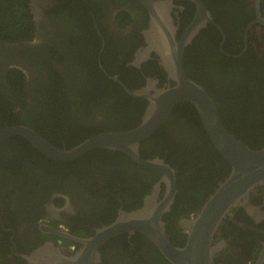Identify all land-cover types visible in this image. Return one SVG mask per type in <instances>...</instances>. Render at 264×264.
I'll use <instances>...</instances> for the list:
<instances>
[{
    "label": "flooded vegetation",
    "instance_id": "af4514ba",
    "mask_svg": "<svg viewBox=\"0 0 264 264\" xmlns=\"http://www.w3.org/2000/svg\"><path fill=\"white\" fill-rule=\"evenodd\" d=\"M29 1L32 18L36 24V33L31 39V45L45 44L46 39L42 33L46 25L55 26L56 29L50 26L51 34L63 41L67 29L58 26V23H55V18L52 20L45 14V11L51 7V2L60 5L58 0ZM76 1L80 3L87 0ZM200 1L212 19V23H206L205 26L201 27L186 46L184 50V67L187 75L202 85L208 93L206 86L194 78L206 80L208 83L219 78L238 80L242 76L244 64H253L257 59L264 60V0ZM101 2L104 3V8L102 5L103 10L100 12L99 17L103 20L101 21L103 26L98 29L99 36L102 35L100 30H103L107 34L122 35L124 37L133 33V26L137 29L140 28L141 43L132 52L131 59L123 64V70L120 73L111 74L109 72L111 67L109 66L108 71H103L104 75L114 82L120 92L127 94L128 100L123 99L126 103H132L134 107L142 109V102L145 99L135 97L131 92L147 86L163 87L164 83L168 81V76L159 63V57L155 54H151L149 58L142 60L139 65L136 63L131 64L135 60L137 51L145 46L142 31L149 26L148 12L139 1L146 11V18L143 12L141 13V8L133 0H101ZM172 4L174 6L170 16L176 31L175 37L179 39L194 19L196 4L191 0H175ZM122 11L130 15L132 25L123 27L119 23L117 18ZM64 16L66 15L64 14ZM102 50L100 49V52ZM11 52L13 54V49ZM253 53H257L256 56H253ZM14 56L17 59H13V56H7L5 58L0 57V60L7 61L8 57L11 58L7 68H10L17 61L20 70L24 72L27 79H32L34 74L29 69L30 61L25 59L22 53ZM98 64L103 68L101 62H98ZM123 65H115L114 70L121 68ZM126 67L129 70H125ZM221 67L225 70L223 71ZM228 68L231 69V75H234L233 78L227 76ZM218 89H221V87L216 86L215 93L228 92L227 88H222L219 92ZM149 93H152V91ZM221 98L219 96L218 103H222L224 109H226L228 103L226 104V101ZM213 101L216 105V101L214 99ZM84 102L88 103V100L84 99ZM77 107L80 108V103ZM146 107L147 103L142 117ZM233 107L237 108L238 103H235ZM216 108L218 110L217 105ZM173 110L163 124L172 119ZM77 111L86 121L100 123L108 114V112L102 110L92 114L87 111L86 107ZM78 112L76 113L78 114ZM218 113L220 116L219 110ZM221 120L223 122L222 118ZM86 128L83 126L81 130L77 129L75 132L72 129L70 133H66V137L61 133V143L56 146L72 147L75 145L74 143H80V139L83 140V138L86 139V137L88 138L94 134L106 132L100 131L86 136L88 134L85 132ZM169 133L179 140V145L175 146L171 152L165 150L163 154H155L153 157L142 155L141 152L139 154L145 159L159 158L174 170L176 195L170 210L162 215L168 239L172 243V236L167 227L169 219H166V213L171 211L177 198L179 172L185 188L189 190L195 188L194 193L200 194L202 192L200 195H205L202 201L198 198L194 210L179 215L177 222L180 225L182 219L192 217L201 208L219 182L228 175L230 166L227 168V161L219 154L205 131V139L198 140L195 137L196 133L192 131V127L188 128L184 126L183 122L179 121L171 127ZM70 135L72 138H70ZM259 146L257 149L264 146V138ZM2 149L4 150L6 147ZM176 151H178V154H176ZM220 157L224 159L226 164L223 165ZM18 158L17 155V160L12 158L9 162L0 161V264H28L22 255L31 254L46 242H53L54 246L60 247L64 253L72 255L80 250L83 245L71 237L76 239L90 237L94 235L97 229L114 222L119 216V211L132 212L142 208L145 203L149 206V202L154 200L157 202L162 199L165 191L164 183L159 182L161 173L158 170L160 175L151 183L146 184L144 192L140 190L141 178L138 170L133 166L131 167V163L127 164L128 167L133 168L128 177H126V171L111 174L102 165H95V169H93L89 164H77L70 173L63 172L59 182L49 184L51 186L49 188L50 186H46L45 179L41 176L43 170L39 166V162L27 159V157L24 159ZM168 158L172 159L174 165L166 161ZM133 161L140 166H144L135 160ZM220 166L221 170L218 174L219 170L217 169ZM150 174L153 177L156 176L152 172ZM147 178L148 176L145 179ZM48 189L53 190L47 192ZM156 191L157 197L155 196ZM46 225L66 233L67 236L62 237L44 231L43 227ZM182 229L185 234L184 244L186 233L183 227ZM123 235H125V240H119L121 241L120 245H124L122 241H126L129 245V241L135 235V232ZM139 235L142 234L139 233ZM106 242L98 249L101 260L97 264L102 263L103 251H101V248ZM149 242L153 244L151 241ZM172 244L183 246L182 243ZM214 244H218V249L213 255L214 264H264V183L249 192L246 206L236 205L228 211L213 235L212 245ZM137 245L138 243L135 244V246ZM111 246L113 244L110 243L107 251H110ZM130 246L132 249L135 247L132 243H130ZM109 253L112 254V251ZM136 258L137 256H134L132 259L139 264H143ZM108 264H112V260H109Z\"/></svg>",
    "mask_w": 264,
    "mask_h": 264
},
{
    "label": "trees",
    "instance_id": "16d2710c",
    "mask_svg": "<svg viewBox=\"0 0 264 264\" xmlns=\"http://www.w3.org/2000/svg\"><path fill=\"white\" fill-rule=\"evenodd\" d=\"M133 1L141 8V13L143 12L146 18L144 7L137 0ZM58 2L60 5L51 2V7L45 14L52 20L55 18V23L67 29V34H71H65L62 41L53 37L51 25H46L42 33L46 39L45 44L31 45V39L36 33V24L32 18L30 1L0 0V57L13 56V59H17L14 55L22 53V56L30 61L29 69L34 74L29 80L20 70L17 61L7 68L11 58L8 57L7 61L0 60V128L7 124L29 126L54 145H58L61 143V133L66 137V133H70L72 129L75 132L83 126L87 127L85 132L88 136L100 131L128 130L138 125L147 101L142 102V109L134 107L132 103H126L123 99L128 100L127 94L120 92L114 82L104 75L103 70L108 71L109 66L111 74L123 70V64L131 59L132 52L141 43L140 28L133 26V33L124 37L107 34L103 30H100L102 35L99 36L98 29L103 26V20L99 17L103 10L102 5L104 8L101 0ZM117 20L123 27L132 25L127 12H120ZM51 27L56 29L55 26ZM100 49L103 50L100 52ZM98 62L103 64V68ZM117 64L123 66L114 70ZM228 69L227 76L233 78L231 69ZM242 69V76L238 80L219 78L208 83L203 79H194L203 83L209 96L216 101L225 127L250 148L257 149L264 138V60L257 59L253 64H244ZM125 70L129 68L126 67ZM215 85L221 89L227 88L228 92L215 93ZM221 89H218V92ZM219 96L228 103L226 109L222 103H218ZM84 99L88 100V103H85ZM78 102L80 108L77 107ZM235 103H238L237 108L233 107ZM84 107L92 114L101 110L108 114L102 123L86 121L77 111ZM173 111L171 120L140 142L139 152L142 155L153 157L155 154H163L165 150L171 152L179 145V140L169 133L171 127L179 121L188 128L192 127L198 140L205 139L200 118L191 103H180ZM16 154L21 159L27 157L39 162L43 170L41 176L48 187L52 182H59L63 172L70 173L77 164H89L93 169L95 165H102L111 174L126 171V177L136 168L141 178L140 190L143 192L146 184L160 175L155 169L136 164L123 152L105 148H94L74 161L62 162L46 157L21 136H13L0 145L1 162H9L12 158L17 160ZM220 158L223 165L226 164L224 159ZM166 161L174 165L172 159L168 158ZM128 163H131L133 168L128 167ZM228 166L227 164V168ZM50 168L52 169L49 170ZM217 170L219 174L221 166ZM150 172L156 176L153 177ZM178 178L177 198L171 211L166 213V219H169L167 227L172 236V243L183 244L185 234L177 222L178 217L194 210L198 198L202 201L205 195H200L202 192L194 193L195 188H190L191 191L185 188L180 172ZM52 190L48 189L47 192ZM123 234L126 233L109 239L102 246L101 264H108L109 260H112V264H139L132 259L134 256L143 264H170L155 246L138 232L131 237L129 245L126 241H122L124 245H120L119 240H125ZM110 243L113 244L110 247L112 254L107 251ZM130 243L138 245L132 249Z\"/></svg>",
    "mask_w": 264,
    "mask_h": 264
},
{
    "label": "water",
    "instance_id": "95a60500",
    "mask_svg": "<svg viewBox=\"0 0 264 264\" xmlns=\"http://www.w3.org/2000/svg\"><path fill=\"white\" fill-rule=\"evenodd\" d=\"M138 1L148 12L149 26L142 31L145 46L137 51L131 64L139 65L142 60L155 54L168 76V81L163 87L147 86L131 92L133 96L147 101L141 122L128 130L94 134L72 147H58L28 126L9 125L0 128V144L13 136H21L40 153L57 161L75 160L94 148L121 151L136 162L161 173L159 182H163L165 187L163 198L157 202H149V206L145 203L142 208L132 212L119 211V216L114 222L97 229L90 237H71L83 245L72 255L64 253L60 247L54 246L53 242H46L31 254L22 255L28 264H97L101 260L98 249L104 242L121 233L134 232L141 233L151 241L171 264H214L213 255L218 249V244L212 245V239L220 222L232 207L246 206L249 192L264 183V146L252 149L229 132L205 88L186 73V46L201 27L212 23L203 3L200 0H191L196 4L194 19L179 39H176L170 16L175 0ZM150 91L152 93H149ZM184 102L194 106L207 137L227 161L230 171L201 208L192 217L180 221V225L185 229L186 240L183 246H175L168 239L162 219V215L170 210L176 195L174 170L159 158H142L138 148L141 141L164 123L173 108ZM155 196L157 197V191ZM43 228L44 231L58 236H67L66 233L47 225Z\"/></svg>",
    "mask_w": 264,
    "mask_h": 264
}]
</instances>
